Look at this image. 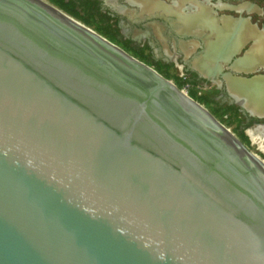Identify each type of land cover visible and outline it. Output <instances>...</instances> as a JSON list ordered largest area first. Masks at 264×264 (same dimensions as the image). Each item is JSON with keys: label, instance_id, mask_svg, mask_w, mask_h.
<instances>
[{"label": "water", "instance_id": "obj_1", "mask_svg": "<svg viewBox=\"0 0 264 264\" xmlns=\"http://www.w3.org/2000/svg\"><path fill=\"white\" fill-rule=\"evenodd\" d=\"M0 264H264V161L62 10L0 0Z\"/></svg>", "mask_w": 264, "mask_h": 264}, {"label": "crops", "instance_id": "obj_2", "mask_svg": "<svg viewBox=\"0 0 264 264\" xmlns=\"http://www.w3.org/2000/svg\"><path fill=\"white\" fill-rule=\"evenodd\" d=\"M139 1L147 5L140 38L154 49L158 68H173L180 90L233 132L264 134V27L228 15H261L259 6L249 1L232 11L228 0ZM175 63L184 77L177 76Z\"/></svg>", "mask_w": 264, "mask_h": 264}, {"label": "rangeland", "instance_id": "obj_3", "mask_svg": "<svg viewBox=\"0 0 264 264\" xmlns=\"http://www.w3.org/2000/svg\"><path fill=\"white\" fill-rule=\"evenodd\" d=\"M43 1L54 6L49 0H43ZM228 1H230L229 6H234V8L229 7V10H232V11H234V10L240 11L241 8H244L243 6H245L242 4L247 3L249 1H250L249 3H253V4L255 3L256 5H258L260 8L261 15L260 14H258V15L246 14L244 12H242V14L240 13V15L239 14L237 15V14L231 12L233 14H228V15L239 16V17H243L246 19L249 18L253 23H257L261 27H264V18H263L264 17V4H262L261 1H259V2L258 1L252 2L253 0H249V1L248 0H237V1L236 0H228ZM73 2L76 3L77 5H80L81 0H73ZM91 2H92V0H89L88 3H91ZM146 8H147V5L146 6L142 5L139 0H101V1H99V6L97 7V9H99L100 11H105L106 13L105 14L102 13L98 16L95 12H92L91 21L93 24L99 25L101 27H105V26L109 25L107 23V20H108V18L111 17L113 19H116L120 23V26H121V28L124 29L125 33H128V31H130V33L134 32L135 34L133 33V35L136 36V38H137L135 41H132V40L124 41V40H122L121 37H119V35L116 34L114 36V41L111 43H113L116 46H118L119 48H121L123 51H125L127 54H129L130 56H132L136 60H138V58L134 56L135 53H138L139 55L140 54L143 55L146 59V63L141 62L139 60L138 61L145 64L146 66L152 68L153 70H155V68H154L155 67L154 66V64H155V61H154L155 51H154V49H152L150 47H146V44L144 47L139 49V48H137V45L134 44V42L140 43V41H141L142 37L140 38L141 33H140V21L139 20H141L140 19L141 9L145 10ZM151 19H154V18H151ZM141 21L144 22L145 20H141ZM110 29H112V28H110ZM172 70H173V68H172ZM175 70H176V68H175ZM172 83L175 84L173 81H172ZM182 91L187 95V92L185 90L182 89ZM217 120L225 126V124L223 123V120H220L219 118H217ZM230 131L233 133L232 130H230ZM256 133L262 134V132L257 131V130H256ZM243 135L245 136L246 140L248 141V145L244 144L243 142L242 143L250 151H252L254 154H256L261 160L264 161V154L260 150H258V146L251 143V140L246 135L245 131L243 132ZM235 136H237V135L235 134ZM237 138H238V136H237Z\"/></svg>", "mask_w": 264, "mask_h": 264}, {"label": "trees", "instance_id": "obj_4", "mask_svg": "<svg viewBox=\"0 0 264 264\" xmlns=\"http://www.w3.org/2000/svg\"><path fill=\"white\" fill-rule=\"evenodd\" d=\"M55 7L62 10L67 15L73 17L74 19L80 21L85 26L91 28L95 32H97L99 35L104 37L110 42L114 41L115 33L111 32L109 26L101 27L99 25L93 24L91 21L92 17V8H86L83 4L77 5L73 1H65V0H49ZM135 57L138 58L139 61L145 62L146 59L143 55H139L138 53H135ZM154 68L157 71L158 74H160L162 77H164L167 80H171L175 83V85L180 89L181 83L178 81V79L174 76V72L170 66H166V68H158L156 63L154 64ZM235 133L238 138L243 142L244 144L248 145V141L246 140L245 136L243 135L242 131L235 130Z\"/></svg>", "mask_w": 264, "mask_h": 264}, {"label": "flooded vegetation", "instance_id": "obj_5", "mask_svg": "<svg viewBox=\"0 0 264 264\" xmlns=\"http://www.w3.org/2000/svg\"><path fill=\"white\" fill-rule=\"evenodd\" d=\"M65 1H73V0H65ZM99 1H101V0H92L91 3H88L89 0H81L80 5L83 6V4H84V6L86 8H92V11L95 12L99 16L102 13L103 14L106 13L105 11H100L99 9H97V7L99 6ZM227 3L229 4L230 1H227ZM140 19H141V17H140ZM139 21H140V25H141V23H143V22L141 20H139ZM107 23L109 24L108 26L110 28H112V29H110L111 32L115 33V35L116 34L119 35V37H121L122 40H124V41L132 40V39H130V31H128V33H125L124 29L121 28L120 23L116 19H113L110 17V18H108ZM132 41H135V40H132ZM134 44H136L137 48L140 49V48L145 46L146 40L145 39L141 40L140 43L134 42ZM177 76L179 77L178 74H177Z\"/></svg>", "mask_w": 264, "mask_h": 264}, {"label": "bare ground", "instance_id": "obj_6", "mask_svg": "<svg viewBox=\"0 0 264 264\" xmlns=\"http://www.w3.org/2000/svg\"><path fill=\"white\" fill-rule=\"evenodd\" d=\"M195 20V19H194ZM197 23V22H196ZM194 24V23H193ZM230 39V38H229ZM228 40V39H227ZM231 41V39H230ZM230 43V42H229ZM226 44V43H224ZM228 44V43H227ZM227 48V47H226ZM251 140V143L258 146V150H260L264 154V134L256 133L255 131H247L246 133Z\"/></svg>", "mask_w": 264, "mask_h": 264}, {"label": "built area", "instance_id": "obj_7", "mask_svg": "<svg viewBox=\"0 0 264 264\" xmlns=\"http://www.w3.org/2000/svg\"><path fill=\"white\" fill-rule=\"evenodd\" d=\"M175 66H176V70L179 72V77L180 78L184 77L182 66L181 65H178L177 63H175Z\"/></svg>", "mask_w": 264, "mask_h": 264}]
</instances>
